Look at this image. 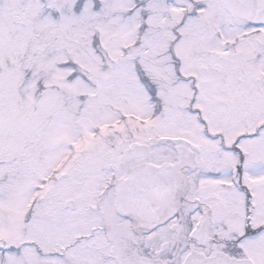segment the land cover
Instances as JSON below:
<instances>
[{
    "label": "snow or ice",
    "instance_id": "snow-or-ice-1",
    "mask_svg": "<svg viewBox=\"0 0 264 264\" xmlns=\"http://www.w3.org/2000/svg\"><path fill=\"white\" fill-rule=\"evenodd\" d=\"M0 264H264V0H0Z\"/></svg>",
    "mask_w": 264,
    "mask_h": 264
}]
</instances>
